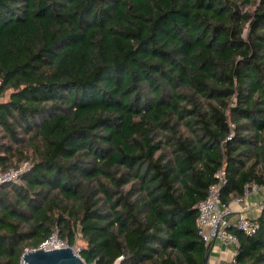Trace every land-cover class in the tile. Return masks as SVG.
<instances>
[{
	"label": "trees",
	"instance_id": "obj_1",
	"mask_svg": "<svg viewBox=\"0 0 264 264\" xmlns=\"http://www.w3.org/2000/svg\"><path fill=\"white\" fill-rule=\"evenodd\" d=\"M0 264L58 231L87 264H207L198 206L264 188V0H0ZM234 231L264 264V211Z\"/></svg>",
	"mask_w": 264,
	"mask_h": 264
},
{
	"label": "built area",
	"instance_id": "obj_2",
	"mask_svg": "<svg viewBox=\"0 0 264 264\" xmlns=\"http://www.w3.org/2000/svg\"><path fill=\"white\" fill-rule=\"evenodd\" d=\"M29 168V163H24L18 168L5 172L0 170V186L6 184L16 185L18 182L22 181L23 175L29 170ZM217 177L219 179V184H214L209 187L207 198L198 206V235L207 248L211 247L213 243L219 242L226 247L235 249L238 254L241 242L234 231H239L247 236H252L259 229V226L256 222V218L250 217L245 212L236 215L230 205L222 200L221 185L225 182V172L220 171ZM260 189L261 187H258L255 184L246 185L244 196L239 198L238 201H244L247 197L257 194ZM257 210L259 212L264 211V197L259 201ZM66 247H68V244L59 239L58 231H56L49 240L41 245L40 249L53 250ZM20 264H24L23 261H21ZM220 264L240 263L234 258Z\"/></svg>",
	"mask_w": 264,
	"mask_h": 264
},
{
	"label": "crops",
	"instance_id": "obj_3",
	"mask_svg": "<svg viewBox=\"0 0 264 264\" xmlns=\"http://www.w3.org/2000/svg\"><path fill=\"white\" fill-rule=\"evenodd\" d=\"M264 197V188L250 197L244 199V201H238V198L232 197L229 201V205L233 212L237 215L239 213H247L250 217L258 219L262 212L257 210L259 201ZM239 252V250H238ZM236 250L231 247H226L219 242H215L210 247L209 254L207 256V264H220L230 261L236 258ZM237 259V258H236Z\"/></svg>",
	"mask_w": 264,
	"mask_h": 264
},
{
	"label": "water",
	"instance_id": "obj_4",
	"mask_svg": "<svg viewBox=\"0 0 264 264\" xmlns=\"http://www.w3.org/2000/svg\"><path fill=\"white\" fill-rule=\"evenodd\" d=\"M24 264H87L73 247L30 250L22 258Z\"/></svg>",
	"mask_w": 264,
	"mask_h": 264
},
{
	"label": "rangeland",
	"instance_id": "obj_5",
	"mask_svg": "<svg viewBox=\"0 0 264 264\" xmlns=\"http://www.w3.org/2000/svg\"><path fill=\"white\" fill-rule=\"evenodd\" d=\"M9 95H10V92H8L5 97L0 98V101H7L9 99ZM16 185L22 186L23 185V181L18 182ZM84 246H85V243H84L83 239L81 238L80 235H78L77 236V240H76V244L73 247V249L75 250V252L77 254H79V252L82 250V248Z\"/></svg>",
	"mask_w": 264,
	"mask_h": 264
}]
</instances>
